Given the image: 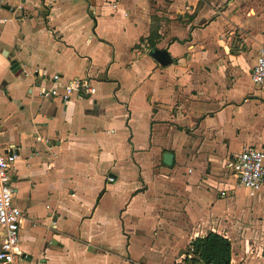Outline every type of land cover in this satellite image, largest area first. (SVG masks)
Masks as SVG:
<instances>
[{
	"label": "crops",
	"instance_id": "crops-1",
	"mask_svg": "<svg viewBox=\"0 0 264 264\" xmlns=\"http://www.w3.org/2000/svg\"><path fill=\"white\" fill-rule=\"evenodd\" d=\"M263 45L264 0H0V151L18 150L25 264H182L196 238L263 217L264 192L227 168L264 148ZM55 75L96 92L46 96Z\"/></svg>",
	"mask_w": 264,
	"mask_h": 264
},
{
	"label": "built area",
	"instance_id": "built-area-1",
	"mask_svg": "<svg viewBox=\"0 0 264 264\" xmlns=\"http://www.w3.org/2000/svg\"><path fill=\"white\" fill-rule=\"evenodd\" d=\"M250 79L254 86L264 89V45L259 49ZM61 80V76H53V85L45 92V95H58L63 102H68L76 95H93L96 92V89L85 79L75 78L65 85L60 84ZM60 86L63 87L62 93L58 92ZM1 94L0 90V96ZM18 157V150L13 146L0 151V264H25L28 259V255L20 246L23 214L14 203V189L11 181ZM227 168L234 174L238 185L246 189L251 197L264 192V148L244 147L240 153L229 160Z\"/></svg>",
	"mask_w": 264,
	"mask_h": 264
},
{
	"label": "rangeland",
	"instance_id": "rangeland-1",
	"mask_svg": "<svg viewBox=\"0 0 264 264\" xmlns=\"http://www.w3.org/2000/svg\"><path fill=\"white\" fill-rule=\"evenodd\" d=\"M229 175L234 177L233 173ZM232 226L237 231L228 234L232 243L231 264H264V216L250 209L241 220L232 219ZM182 264H185L184 259Z\"/></svg>",
	"mask_w": 264,
	"mask_h": 264
},
{
	"label": "trees",
	"instance_id": "trees-1",
	"mask_svg": "<svg viewBox=\"0 0 264 264\" xmlns=\"http://www.w3.org/2000/svg\"><path fill=\"white\" fill-rule=\"evenodd\" d=\"M157 34L151 32L145 39L149 46L155 47L154 39ZM192 255L191 257H189ZM232 261V243L231 241L215 232H209L204 237H198L190 243L184 258L185 264H231Z\"/></svg>",
	"mask_w": 264,
	"mask_h": 264
},
{
	"label": "water",
	"instance_id": "water-1",
	"mask_svg": "<svg viewBox=\"0 0 264 264\" xmlns=\"http://www.w3.org/2000/svg\"><path fill=\"white\" fill-rule=\"evenodd\" d=\"M6 9H10L8 6H5ZM154 58L163 66L167 65L169 62H168V59H169V56H168V53L167 51L165 50H156L154 52ZM11 70L14 74H19L21 72V68L18 64V62L16 60H12L11 61ZM36 87L38 89H42V84L41 83H37L36 84ZM164 158V163L165 165L167 166H172L173 165V161H174V155L171 154V153H166L164 154L163 156Z\"/></svg>",
	"mask_w": 264,
	"mask_h": 264
}]
</instances>
